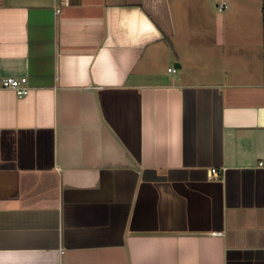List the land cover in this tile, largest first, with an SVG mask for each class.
<instances>
[{
	"label": "crops",
	"instance_id": "0c3cea01",
	"mask_svg": "<svg viewBox=\"0 0 264 264\" xmlns=\"http://www.w3.org/2000/svg\"><path fill=\"white\" fill-rule=\"evenodd\" d=\"M226 1L0 0V264H264V0Z\"/></svg>",
	"mask_w": 264,
	"mask_h": 264
},
{
	"label": "built area",
	"instance_id": "2783aa9c",
	"mask_svg": "<svg viewBox=\"0 0 264 264\" xmlns=\"http://www.w3.org/2000/svg\"><path fill=\"white\" fill-rule=\"evenodd\" d=\"M228 8L226 2H222L218 6V10L220 12L225 11ZM170 73L175 74L177 72V69H169ZM2 88L12 90L15 92L18 98H23L29 94V87H28V79L25 77L21 78H15V77H6L2 79ZM260 166H263V163L259 164Z\"/></svg>",
	"mask_w": 264,
	"mask_h": 264
},
{
	"label": "rangeland",
	"instance_id": "374dc122",
	"mask_svg": "<svg viewBox=\"0 0 264 264\" xmlns=\"http://www.w3.org/2000/svg\"><path fill=\"white\" fill-rule=\"evenodd\" d=\"M227 1H228V0H227ZM227 1H226V2H227ZM219 4H220V3H219ZM219 4H218V6H219ZM226 4H228L227 6H228V8H229V6H230L229 3L227 2ZM261 4L264 5V2L261 1ZM218 6L216 7V13H217V15L225 14V12H220V11L218 10ZM226 10H227V9H226ZM218 11H219V12H218ZM196 35L199 37L200 33L191 34L190 36H191L193 39L191 40V38H190V40H189V41H186V42L192 44ZM182 40H183V39H182Z\"/></svg>",
	"mask_w": 264,
	"mask_h": 264
},
{
	"label": "water",
	"instance_id": "95a60500",
	"mask_svg": "<svg viewBox=\"0 0 264 264\" xmlns=\"http://www.w3.org/2000/svg\"><path fill=\"white\" fill-rule=\"evenodd\" d=\"M179 67V66H178Z\"/></svg>",
	"mask_w": 264,
	"mask_h": 264
}]
</instances>
